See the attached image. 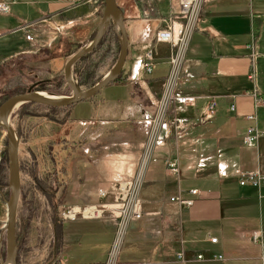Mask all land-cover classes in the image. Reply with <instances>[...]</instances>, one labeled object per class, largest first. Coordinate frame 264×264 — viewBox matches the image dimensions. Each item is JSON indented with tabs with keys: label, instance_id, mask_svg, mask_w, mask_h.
Segmentation results:
<instances>
[{
	"label": "crops",
	"instance_id": "0c3cea01",
	"mask_svg": "<svg viewBox=\"0 0 264 264\" xmlns=\"http://www.w3.org/2000/svg\"><path fill=\"white\" fill-rule=\"evenodd\" d=\"M102 2L15 0L10 13L0 11V66L29 45L45 46L58 25L66 27L69 40L81 31L94 33L101 23ZM156 2L117 0L129 34V54L121 75L128 84L121 83L125 91L110 105H80L82 117L73 107L66 121L69 130L63 128L56 136L78 145L70 183L75 195L65 204L111 202V196H100V188L114 179L138 177L144 215L130 226L119 264H264V249L252 239L253 233H264V184H240L243 172L264 174V136L255 144H246L243 136L250 126L264 130V112L254 106L255 81L249 76L256 48L257 86L264 93V0H204L174 78L169 63L172 49L154 40L155 30L170 16V3ZM26 24H37L29 29L30 40L23 31ZM151 43L158 57L152 72L141 78L137 67ZM133 85L143 89L147 104L132 101ZM167 87L175 94L196 96V106H160L157 98ZM209 96L218 100L217 113L200 122L197 118ZM231 104L236 111L230 110ZM254 114L255 120L247 118ZM176 115L192 121L180 139L173 127ZM167 128L169 137H165ZM121 133L120 141L112 142ZM97 140L107 141L100 145ZM172 159H179L178 175L167 168ZM75 231L67 235L69 250L64 258L72 264H105L114 237L112 223L79 220ZM213 237L217 241L212 243ZM120 243L117 248L114 244L113 261Z\"/></svg>",
	"mask_w": 264,
	"mask_h": 264
},
{
	"label": "rangeland",
	"instance_id": "374dc122",
	"mask_svg": "<svg viewBox=\"0 0 264 264\" xmlns=\"http://www.w3.org/2000/svg\"><path fill=\"white\" fill-rule=\"evenodd\" d=\"M102 1L103 9L101 16L105 9L104 0ZM163 1L161 0L159 3ZM36 25L31 24L30 26L26 24L23 26L26 39L30 40L28 37L30 33L29 29H33ZM97 29L92 34H87V31L83 32L80 30L83 36L79 35V33L71 38L72 41H75V45H72L73 47L68 46L71 40L65 38L68 32L65 27L61 33L57 34L56 39L53 41L46 40L47 44L45 46L42 42L43 45L41 47L36 48V45L34 47L29 45L21 49L20 54L0 66V104L13 95L27 93L28 89L36 83L35 90L38 92L56 96H70L72 90L67 82L61 89L58 88L61 84L60 82H62L61 78L64 77L65 64L74 53L86 47L94 39ZM105 35L104 41L97 47L95 53L90 55L87 60L77 65L76 63L74 64V79L82 90H88V88L101 81L115 66L120 53L118 30L111 25ZM51 36L54 38V35ZM88 65L89 67H87ZM76 70L81 71L80 75L76 73ZM118 79V82L115 81L109 84L96 96L86 101L75 103L72 106L59 107L53 111L48 108L51 106L29 102L13 110L10 124L16 129L20 143L19 158L22 188L16 226L17 247L19 248L17 256L18 264H72V261L70 262L68 257L64 258L69 250L67 235L69 233H76L77 221L87 219L77 215L78 217L73 220L67 212L91 205L112 204L115 201L114 197L109 194L107 196L112 197L113 201L111 202L76 205V207L66 205V198L69 199L75 195V188L70 184L75 174L73 165L74 156L67 166L68 175L65 176L62 172L56 175L53 172L54 163L47 156V145L48 141L57 140L56 136H58L59 131L63 128L69 130L70 126L66 124V121L67 119H71L70 114L73 107L76 108L77 115L82 117L83 112H80V105H88V102H91L94 107H104L110 105L111 100L115 101L120 97L125 91V87L120 82L122 76L118 77ZM132 89L133 94H135V97L133 95V98H131L132 101L139 104H147L144 99L143 89L136 85L130 86V90ZM166 94L164 90L161 96L157 98L160 106L167 103ZM111 104L116 105L117 102H112ZM164 108L166 111V106ZM158 112L159 116L163 113L162 111ZM122 136L123 134L121 133L119 136L113 137L112 140L114 141L112 142L120 141ZM98 141H101L100 145L105 144L104 140ZM99 144L97 143V147ZM8 149L7 134L5 130L0 129V163L2 160L4 161L2 165L0 164V207H2L0 218V249L2 258H0V263L6 259L7 255L6 225L8 221V203L6 202L9 201L12 193L9 187L10 158ZM65 178L68 179V182L63 184L62 179ZM60 180H62L61 183L58 182ZM114 180L110 184L100 188L99 191L106 189L108 186H113L112 184L114 183L121 182L122 179ZM95 219H108L112 223L115 230L114 237L105 264H119L130 226L138 220L130 221L128 226L124 225L121 219L112 215L110 210L104 211L100 218ZM120 234L122 235L120 248L113 261L111 260V253L114 249L115 241ZM73 262L81 264L79 261Z\"/></svg>",
	"mask_w": 264,
	"mask_h": 264
},
{
	"label": "built area",
	"instance_id": "2783aa9c",
	"mask_svg": "<svg viewBox=\"0 0 264 264\" xmlns=\"http://www.w3.org/2000/svg\"><path fill=\"white\" fill-rule=\"evenodd\" d=\"M161 1V0H156ZM15 0L10 2H0V11L3 13H10L12 10V4ZM170 3V16L165 18L156 30L154 40L156 43L166 42L169 44L172 49V54L169 59L171 64V76L174 78L178 76L182 60L185 57V54L188 49V44L192 36V29L195 28L199 20V14L204 5V0H168ZM31 26V24H30ZM64 25H58L55 29H52L55 32V37L49 39L53 41L56 39L57 34L61 33L64 30ZM32 39V35H28ZM257 51L253 53V64L249 72L251 80L255 81L254 89L251 94L254 97V106L257 109H261L264 112V93L258 89L257 81L259 78L257 63L255 57L257 56ZM158 52L155 48L154 43H151L148 46L147 51L144 56L140 59L139 66L137 71H141V78L144 75H148L152 72L154 62L157 60ZM167 103H171L173 106H189L194 107L197 104V97L187 96L183 94H175L173 90L168 87L166 88ZM218 100L215 97L209 96L206 98V103L203 106L200 116L197 118L200 122H208L213 118L217 113ZM231 111H236V106L234 104L230 105ZM249 120H255L256 114L253 116L247 117ZM191 119L185 116L176 115L173 122V127L175 130V135L177 138H182L187 135L188 130L191 128L192 123ZM171 128V126H169ZM166 129L165 137L170 136V132ZM244 142L246 144H255L261 137L264 136V130L260 129L257 125L250 126L246 128L244 134ZM167 168H169L172 174L178 175L180 173V164L179 159H172L168 162ZM224 176V175H222ZM138 177H129L127 179L121 180L119 183L112 184L113 186H108L106 189H101L99 191L102 197L107 195H112L114 197V202L112 204H103V205H91L84 208H77L76 210L67 212L71 219H76L79 216L87 220H92L95 218H100L104 211L110 210L112 215L117 216L121 219L124 225L129 224L130 221H137L143 217L142 210V200L139 198V184ZM240 184L246 185L251 184L254 186H261L264 184V174L260 171H248L241 173ZM192 194H196L197 190L191 191ZM172 200H177L181 204L187 206L192 205V200L183 199V198H172ZM252 239L255 243H260L264 249V233L258 231L252 234ZM217 238H211V242H216ZM218 258H223L221 255L216 256ZM179 259H182V254L178 256ZM200 259H204L203 254H198Z\"/></svg>",
	"mask_w": 264,
	"mask_h": 264
},
{
	"label": "water",
	"instance_id": "95a60500",
	"mask_svg": "<svg viewBox=\"0 0 264 264\" xmlns=\"http://www.w3.org/2000/svg\"><path fill=\"white\" fill-rule=\"evenodd\" d=\"M105 9L101 18V23L95 33L94 39L87 44L86 47L79 49L72 57L66 62L64 70V78L72 90L70 96H56L52 94H45L44 92H38L35 90L37 83L32 85L27 93L13 95L2 104H0V129L5 130L7 134V143L9 146V187L12 190L11 197L7 208V225H6V259L0 264H18L17 256V215L19 210V200L21 196V173H20V158H19V139L16 129L10 124V118L13 114V110L24 104L37 103L40 105H47L51 107H68L75 103L86 101L98 94L109 84L118 80V77L122 75L125 63L129 54V34L127 31L126 19L124 17V11L117 3V0H104ZM113 25L118 30L119 34V49L120 53L115 63V66L94 86L88 88V90H82L74 79L73 68L74 64L88 53L94 51V49L101 43L109 27ZM0 258L1 249H0ZM98 264V263H93Z\"/></svg>",
	"mask_w": 264,
	"mask_h": 264
},
{
	"label": "trees",
	"instance_id": "16d2710c",
	"mask_svg": "<svg viewBox=\"0 0 264 264\" xmlns=\"http://www.w3.org/2000/svg\"><path fill=\"white\" fill-rule=\"evenodd\" d=\"M105 36H104V38H105ZM104 38L102 39V41H104ZM102 41H101V43L97 47H99L102 44ZM72 45L73 46L75 45V41L74 40L73 41L71 40L69 42V45L68 46L71 47ZM97 47L94 49V51H92L91 53H88L86 56H84L80 60H78L76 62V65L78 63H81V62L87 60V58H89L90 55H92L93 53L96 52ZM87 67H89V65ZM85 69H87V68H85ZM82 70H84V69H82ZM80 72L81 71L76 70V73L78 75H80ZM61 79H62L61 80L62 82H60L61 84H60V86H58L59 89H61L62 86L64 84H66V82H67V81H65V78L64 77L61 78ZM118 80H117V82H118ZM120 82L123 85H127L128 84V80L127 79H123L122 78V80ZM48 108L51 109V110H53V111H55L59 107L58 108L48 107ZM77 147H78V145H76L75 143L72 144L70 141L65 140V139L48 141V145H47V154L48 155L47 156L50 157L51 160L54 163V168H53V172H55L54 174L57 175V174H60L62 172L65 176L68 175L67 166L71 162V158L73 157V155L77 152ZM3 162L4 161L2 160L0 164L2 165ZM62 180H63V182H62L63 184H66L68 182V179H66V178L65 179H62ZM62 180H60L58 182L61 183Z\"/></svg>",
	"mask_w": 264,
	"mask_h": 264
},
{
	"label": "bare ground",
	"instance_id": "6f19581e",
	"mask_svg": "<svg viewBox=\"0 0 264 264\" xmlns=\"http://www.w3.org/2000/svg\"><path fill=\"white\" fill-rule=\"evenodd\" d=\"M251 1V0H250ZM193 30V29H192ZM193 33V32H192ZM46 94V93H45ZM212 119V118H211ZM177 137V136H176ZM192 204H193V201H192ZM121 239H122V235L120 234L119 236H118V240H117V242H116V248L117 247H119V243H120V241H121Z\"/></svg>",
	"mask_w": 264,
	"mask_h": 264
}]
</instances>
